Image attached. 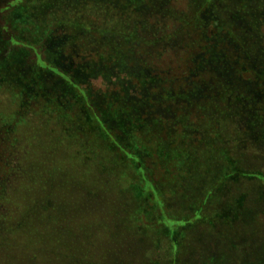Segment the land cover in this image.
Masks as SVG:
<instances>
[{
  "label": "trees",
  "instance_id": "obj_1",
  "mask_svg": "<svg viewBox=\"0 0 264 264\" xmlns=\"http://www.w3.org/2000/svg\"><path fill=\"white\" fill-rule=\"evenodd\" d=\"M252 8L261 20L264 4L249 0L4 6L20 30L0 27L2 120L12 125L0 130V264H181L192 242L209 250L204 229L261 214L233 184L264 179L238 161L264 123L232 112L229 94L244 82L226 78L238 61L237 72L264 80L261 53L235 23ZM179 26L193 28L189 44L175 43ZM146 48L156 59L182 51L183 66L160 69ZM202 70L208 87L192 79ZM27 125L36 130L18 143L25 131L10 130Z\"/></svg>",
  "mask_w": 264,
  "mask_h": 264
},
{
  "label": "rangeland",
  "instance_id": "obj_2",
  "mask_svg": "<svg viewBox=\"0 0 264 264\" xmlns=\"http://www.w3.org/2000/svg\"><path fill=\"white\" fill-rule=\"evenodd\" d=\"M22 1L23 0H0V27L2 29H5L7 32H9L8 30H11V33L16 34V32L20 29L18 26H13V23H9L8 19H6V16H2V10L5 5L10 9L20 6ZM249 1L251 2V5L264 4V0ZM251 13L252 14L250 16L245 18L247 20L242 19L243 17L241 16L236 17L235 23H238L237 27L240 31L239 33L241 34V39L253 44L255 48L259 50V53H261V55L259 56L260 58H258L257 62L253 63V65L258 64L259 66L261 65V67L264 68V12H262L263 16L259 15L262 21L257 20V16L254 13V8H252ZM196 21L197 19H191L190 24H192V27ZM182 27L183 26L177 27V41L175 43L189 44L190 42L188 41V38L195 36L193 28L191 27L189 29L188 26H186L184 27L185 29H181ZM229 48L231 51L232 48ZM145 50H149V53L152 54L155 64L158 65L156 67H159L160 69L169 68L175 72H179L180 67L183 66V63L181 62L186 57L182 54V51L180 52L179 50L180 55H178V53L174 56L168 55L167 57L162 56L156 59V57H154V49L146 48ZM224 55V58H231L229 50L228 52L223 53V56ZM233 66L235 70L232 72V74L226 75V78L236 86L239 82H244V86L242 89L240 87H237L236 91H233L232 94H229L228 102L231 103L232 112L234 114L241 113L244 118H248L251 121H257V119H254L257 116L259 121L264 123L263 77L254 76L253 78H250L249 76L245 77V75H243L241 72H237L236 70H239L240 67V65H238V61L233 62ZM184 73L185 72L182 73L183 76ZM211 76L212 75L208 73L207 70H202L201 72H199V75H194L192 79L198 85L206 84V86L208 87V79ZM258 84L259 87L257 88L256 85ZM219 87V82H213L212 91L217 94V91H219ZM220 90L222 91V89ZM243 91L247 92L246 95L242 93ZM8 104L9 103L6 101L5 96L0 93V130L8 127V124H4L2 120L4 118H9ZM246 120L247 119H244L245 122ZM245 125L246 124H241L239 125V128H244ZM259 126H257V128ZM9 127L7 129H9ZM16 128H20L21 130L25 131L22 134H15V132H13L16 135V141L18 142V140H20L18 143L22 142L21 140L26 139L25 137H27L26 135L29 134L28 131H30V128L31 130L32 128L35 129L33 126L28 125L24 127L14 126L10 131L12 132L13 129L15 131ZM38 133H42V131L40 130L38 131ZM242 154L243 156L238 159V161H240L239 165L242 169L248 172L259 171L264 174V135H262L260 131L255 133V138L251 137L250 139H248V143L243 149ZM31 164L32 161L28 164L24 163L26 167L30 166ZM255 178H257L259 181L255 179H248L239 180L237 183L232 184L236 186L234 189H238L241 193L246 194V200L249 202L248 207L250 208V210L257 209V211H259V213L261 214L259 215L256 212L254 220L251 218H244L239 220L238 222L232 221L228 226L222 225L219 221L220 225L215 227L216 231L214 232H205V229H202L203 233L201 235H203V238L201 239L200 244L201 246L208 245L209 250L200 251L198 249V244L192 242L189 246V250L181 255V264H197V261H199L201 256H203L204 254H211L214 256L215 262L217 259L218 262L221 259L224 261V264H264V188H261L264 187L262 186V182H264V179L258 176V174L255 175ZM259 200H262V203ZM209 237L211 238L210 241L207 240ZM227 237L231 238L228 241V244L226 241ZM139 250L140 249H138L137 247L131 249L130 259L132 261L138 260L140 256ZM210 262H212V258ZM137 264L142 263H138L137 261Z\"/></svg>",
  "mask_w": 264,
  "mask_h": 264
}]
</instances>
